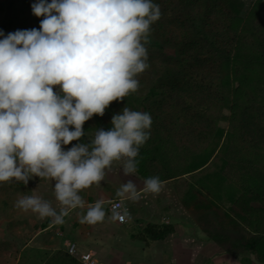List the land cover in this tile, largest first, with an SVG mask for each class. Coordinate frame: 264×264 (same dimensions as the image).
I'll list each match as a JSON object with an SVG mask.
<instances>
[{"label": "trees", "instance_id": "obj_1", "mask_svg": "<svg viewBox=\"0 0 264 264\" xmlns=\"http://www.w3.org/2000/svg\"><path fill=\"white\" fill-rule=\"evenodd\" d=\"M14 3L10 15L23 8L14 10ZM154 3L162 16L152 26L150 67L137 77L139 90L93 116L82 140L64 149L89 142L95 129L110 130L126 106L150 113V139L137 157L143 178L151 177L149 167L162 181L187 175L181 202L202 232L225 253L238 254L240 264H264V0L252 7L244 0ZM146 156L161 169L146 160L144 171ZM22 187L30 191L22 181L0 183V212L8 218ZM174 232L172 225H148L135 239L160 241ZM41 261L81 264L64 251Z\"/></svg>", "mask_w": 264, "mask_h": 264}, {"label": "clouds", "instance_id": "obj_2", "mask_svg": "<svg viewBox=\"0 0 264 264\" xmlns=\"http://www.w3.org/2000/svg\"><path fill=\"white\" fill-rule=\"evenodd\" d=\"M32 12L43 17L39 29L0 31V183L55 181L59 210L36 190L18 195L14 207L54 224L86 209L81 223L96 224L106 218L104 202L89 204L81 193L99 186L114 164L135 177L152 117L126 106L110 130L95 129L89 142L64 146L81 141L84 124L104 116L113 101L139 90L161 8L154 0H37ZM163 183L153 176L138 188L128 179L116 196L136 201L159 193Z\"/></svg>", "mask_w": 264, "mask_h": 264}, {"label": "crops", "instance_id": "obj_3", "mask_svg": "<svg viewBox=\"0 0 264 264\" xmlns=\"http://www.w3.org/2000/svg\"><path fill=\"white\" fill-rule=\"evenodd\" d=\"M121 173V166L114 164L99 186L93 185L81 193L89 204L98 200L104 202L107 213L104 221L96 224L81 223L80 216L86 209H77L70 212L63 224H54L51 218L41 219L38 214L18 209L20 216L16 215L10 221L7 218L8 236L0 239V253H4L0 254V257L4 255L5 263L12 264L10 257L16 256L18 259L15 264H19L21 257L25 256L29 258L27 264H31L35 257L41 261V258L47 259L58 251L66 253V245L74 242L82 252L94 253L100 264H155L159 263L160 258L161 264H179L174 251V248L178 247H183L188 259L181 264H208L207 260H210L209 264H240L237 255L225 253L219 245L208 240L196 224L194 215L183 206L182 179L187 178V175L163 181L162 190L157 194H141L136 201L123 200L130 209L131 216L125 222L119 221L116 214L110 210L111 201L119 199L116 196L117 189L128 179L135 180L138 188L143 187L144 181L140 172H137L135 177H125ZM24 190L26 191V188ZM33 191L31 189L30 192L27 190L20 194L32 195ZM17 193L19 194V190ZM54 207L59 210L57 201ZM113 216L114 219L111 218ZM154 224L172 225L175 232L160 241L135 239L136 235L143 234L148 225ZM180 229L181 235L177 232ZM172 236L174 238L170 239ZM4 240L7 250L1 249ZM155 250H163L156 262Z\"/></svg>", "mask_w": 264, "mask_h": 264}, {"label": "rangeland", "instance_id": "obj_4", "mask_svg": "<svg viewBox=\"0 0 264 264\" xmlns=\"http://www.w3.org/2000/svg\"><path fill=\"white\" fill-rule=\"evenodd\" d=\"M11 1L12 0H0V31H2L5 34V36L8 33H13L17 30H26V29H30L33 27L40 28V21L43 19V17H37L32 12V4L36 3L37 0H17V1L15 0L14 6H13L14 10L20 9L23 7L21 9V11H19V13L16 15H10L8 7L10 6ZM244 1H245V4L247 7H252L257 2V0H244ZM48 2L50 3L51 0H48ZM2 38L3 37H0V39H2ZM54 91H59V86L54 87ZM170 153L174 154V152L173 153L170 152ZM193 153H194V150L190 147V150L187 152V155L191 156ZM146 160H147V163H150V162H152V160H154L157 164H159L157 162V159H154V158L148 157V156L142 157L141 164H143L142 167H143L144 171L146 169V163H145ZM139 164H140V162H139ZM162 166L165 169H167V167H170V166H165V165H162ZM159 169H161L160 164H159ZM146 173L149 174L151 177H153V176H158L157 173H160V171L157 169V173H155L152 170V167H149L146 169ZM121 175H122V173H121ZM54 186H55V181L42 180V179H40V177L31 178L27 184V187H29L30 190L31 189L34 191L36 190V192H35L36 195H38V196L40 195L43 199L51 201L53 204V207L55 206V202H56L55 195H54ZM24 189H25V187H22L20 189L18 188L19 194L17 193L16 197H18V195H21L20 193H25L28 190V189H26V191H25ZM28 192H30V191H28ZM24 195H26V194H24ZM1 196H2V193L0 192V197ZM8 205H10V202L8 203ZM8 212H9V216H10L9 218L6 216L5 213L0 212V239H4L6 237V235L8 234L6 231V228L8 226L7 225V218H8V221H10L12 218H15L16 215H19V216L21 215L20 210L16 209L15 207L8 209L7 213ZM154 225H160V224H154ZM177 232H179L180 235L182 234L181 229ZM169 238L172 239V238H174V236L169 237ZM176 238H179V236H176ZM208 240H209V238H208ZM1 245H2L1 249L5 250L6 249L5 240H4V243H1ZM9 247L10 246H9V242H8V249H9ZM174 251L176 253V257L178 259L179 264H181L183 261L184 262L188 261V259L186 258V251L183 250V247L174 248ZM157 252H158V254H157ZM162 253H163V250H155L154 251V255H155L154 261L155 262L162 255ZM0 254H4V253H0ZM237 256H238V254H237ZM17 259H18V257H16V256L12 257L11 256L10 262L12 264H15V261ZM161 259L162 258H160V260ZM160 260H159V263L156 262L155 264H161ZM222 260H224V259L222 258ZM6 262H7V259H6ZM207 262L210 263V260H207ZM0 264H6L4 255H3V257L2 256L0 257Z\"/></svg>", "mask_w": 264, "mask_h": 264}, {"label": "built area", "instance_id": "obj_5", "mask_svg": "<svg viewBox=\"0 0 264 264\" xmlns=\"http://www.w3.org/2000/svg\"><path fill=\"white\" fill-rule=\"evenodd\" d=\"M110 210L116 214L118 220L121 222L127 221L131 216L130 209L121 199L112 200ZM66 247L68 254L77 259L81 264H100L94 253L91 251L82 252L79 250L77 243H68Z\"/></svg>", "mask_w": 264, "mask_h": 264}]
</instances>
